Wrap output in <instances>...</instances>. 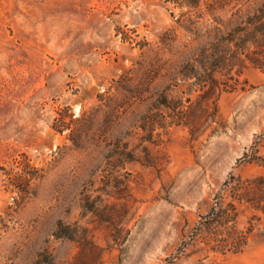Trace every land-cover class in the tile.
Wrapping results in <instances>:
<instances>
[{
    "label": "rangeland",
    "instance_id": "rangeland-1",
    "mask_svg": "<svg viewBox=\"0 0 264 264\" xmlns=\"http://www.w3.org/2000/svg\"><path fill=\"white\" fill-rule=\"evenodd\" d=\"M256 1L185 27L163 0H0V264H264V214L236 205L254 222L239 252L214 251L204 223L225 180L264 172L238 160L253 140L264 157V66L215 87L180 73ZM15 159L39 169L31 194L8 183Z\"/></svg>",
    "mask_w": 264,
    "mask_h": 264
},
{
    "label": "trees",
    "instance_id": "trees-1",
    "mask_svg": "<svg viewBox=\"0 0 264 264\" xmlns=\"http://www.w3.org/2000/svg\"><path fill=\"white\" fill-rule=\"evenodd\" d=\"M238 1L163 0L166 5L170 4L172 7H187L185 11H181L178 15L171 11L177 21L185 27L197 25L206 12L213 14L217 9L222 10L227 6L234 7ZM255 3L254 6H250L251 9L246 13L237 7L234 11V18L230 19L231 21L229 20L225 31L210 42L202 45L191 59L183 63L180 73L184 78L193 75V78L200 86L215 87L217 81L214 76L215 73H225L223 71H229L235 66L240 68L246 59L255 66H264V56L255 58L249 54L254 52V48L264 46V0H257ZM3 96L2 86H0V100ZM207 99L208 97L200 100V104L206 105L207 107L205 108L207 109L212 108L215 110L216 104H210ZM172 101V99L167 98L166 94L164 95V91L158 96L159 105L175 111V108L180 104L176 105ZM175 115H177V112ZM175 115H171V119L166 122L165 126L171 123H181L182 117ZM197 115L196 112H193V117ZM183 123L188 125V122ZM154 124L157 125L158 122L156 118H153V115L145 119L143 124H140L143 130L149 132L147 138H145L149 142H152L149 134ZM160 126H164V124H160ZM249 147L252 152L245 151L238 160L244 159L264 167V157L262 158L255 154L257 151V140H253ZM15 162V167L4 168L8 183L24 195L31 194L33 189L31 183L38 176L37 172L39 169L32 166L26 159H15ZM231 179L235 180H225V185L227 188L230 187L232 191L230 201L216 200L211 210L204 216L205 229L208 232V238H205L207 245L214 251L223 253L226 251H242L247 246L248 239L254 228V222H249V225L245 228L237 226V204L247 203L255 209L258 212L255 214V222L260 220L261 215L264 214V172L250 178H232L231 176ZM23 184L27 185V187Z\"/></svg>",
    "mask_w": 264,
    "mask_h": 264
}]
</instances>
